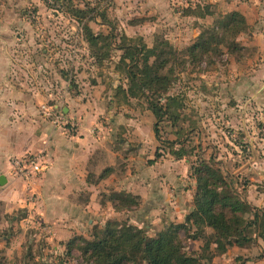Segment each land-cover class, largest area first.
Listing matches in <instances>:
<instances>
[{"label": "rangeland", "instance_id": "374dc122", "mask_svg": "<svg viewBox=\"0 0 264 264\" xmlns=\"http://www.w3.org/2000/svg\"><path fill=\"white\" fill-rule=\"evenodd\" d=\"M58 6L47 0H0V8H16L20 14L15 17L33 26L34 31L27 38L44 44L41 48H48L53 56L48 59V68L38 64L41 75L37 73L34 82L43 88L38 107L47 103L63 111L69 123L58 128L67 134H76L82 118L69 114L72 101H77L76 107L81 111L82 104L92 97L104 96L106 100L99 105L101 111L94 119V125L98 123L102 128L95 127L92 133L106 139L107 146L121 156L130 152L132 159L127 163L124 158L116 159L112 176H107L111 177L109 183L102 187L105 190L97 192L96 206L92 205L87 191L82 192L81 198L86 196L82 213L77 207L63 206L55 211L47 210V214L40 205V194L28 192L34 190L32 181L41 174L21 180L11 173L25 189L22 197L14 198L0 191L1 263L91 264L83 257L80 247L85 241L102 236L108 223L131 224L155 237L169 225L179 223L167 219L163 207L145 208L140 200L136 209L115 207L119 202L113 201L114 196L125 193L136 196L122 184L120 176H125V165L135 179L142 178L144 186L158 179L157 175L154 177L157 169L175 167L186 187L194 185L196 191L192 172L200 161L221 170L234 195L244 204L243 216L254 217L257 212L259 222L250 232L254 241L245 247L228 248L226 263L223 260L214 263L215 257L223 258L212 255L216 245L205 249L214 234L209 226L197 239L189 236L199 231L198 225H192L188 231L178 230L185 251L197 257L199 264H245L248 260H263L264 94H259L264 90L257 92L249 79L261 56L256 47L243 44L252 40L249 33L254 30V24L264 23V0H64L61 8ZM250 7L257 9V18L247 11ZM72 8L83 9L85 14L77 17ZM233 11L243 14L246 30L236 33L226 27L223 21ZM252 19L253 25H250ZM86 26L95 34L111 37L112 46L108 48L100 42L93 48L86 39ZM205 30L215 31L217 39L211 42L209 53L192 55L191 47ZM124 44L128 49L119 47ZM134 45L160 46L159 51L163 52L161 58L165 64L159 74L167 78V91L150 98L159 99L163 106L169 105L175 117H165L158 137L154 130L157 117L150 109L147 95L133 97L128 93L132 85L128 68L134 65L133 70L137 72L133 62L144 57L131 50ZM61 52H64V61L59 57ZM154 61L155 57L150 58V63ZM96 85L100 86L97 91H89L88 87ZM169 97L175 100L172 104ZM40 112L45 115L41 109ZM40 151L45 152L50 165L46 150L28 153ZM156 152L162 157L150 163L152 158H148L154 159ZM89 165L91 173L96 170L94 156ZM113 179L115 185H112ZM190 197L189 193L187 200ZM239 251L245 252L244 255H237ZM238 256L240 260L236 259Z\"/></svg>", "mask_w": 264, "mask_h": 264}, {"label": "crops", "instance_id": "0c3cea01", "mask_svg": "<svg viewBox=\"0 0 264 264\" xmlns=\"http://www.w3.org/2000/svg\"><path fill=\"white\" fill-rule=\"evenodd\" d=\"M248 10L251 11L252 17L257 18L255 7ZM18 14L20 13L16 8H0V176L6 178V183L0 186V191L12 198L22 197L24 194V184L11 175L10 156L46 150L50 165L39 179L32 181L34 190L29 189L28 192L35 191L40 194V205L45 208L47 214L49 213L47 210L63 206L77 207L82 213L83 199H86L85 194L81 198L82 192L87 191L92 205L96 206L97 192L105 190L102 187L109 183L107 181L111 177L107 176H112L116 159L124 158V163H127L132 156L130 152L121 156L112 151L107 146L106 139L92 133L93 128H102L98 123L94 125V119L101 111L99 105L106 100L104 96L92 97L87 103L82 104L81 111L76 107L77 101H72L68 109L69 114L80 115L82 118V124L76 134L63 132L41 114L38 102L43 99L41 96L43 88L38 87L34 79L37 73L41 75L38 64L43 63L48 68V59H53V56L48 52V48H41L44 44L27 38L33 33V26L27 22H20L21 18L15 17ZM253 21L250 20V25H253ZM254 25V30L249 33L252 40L243 45H253L257 48V54L261 56L255 63L253 72L249 73L251 84L257 88V92H261L264 90V23L256 22ZM61 53L59 57L64 61V52ZM43 70L46 71L44 68ZM99 87L96 85L88 88L89 91L92 89L97 91ZM261 94L264 92L259 95ZM94 107H97V110H94ZM93 156L97 161V167L91 173L89 164ZM151 158L153 159V157L148 159ZM125 168L126 177L123 174L120 176L123 177L122 184L127 192L139 197L144 203L143 207H163L162 211H167V219L177 223H181L185 215L192 210L195 186L186 187L183 176L175 172V167L157 169L154 177L157 175L158 179L145 186L142 178V182L135 179L126 165ZM89 176L92 177L90 180ZM112 182H110L112 185L116 184L114 179ZM189 193L191 197L187 200ZM153 202L158 204L153 205ZM244 253L239 251L237 255ZM222 256L223 258L215 257L214 263L220 260L228 262L229 256L226 253ZM245 264H264V259L248 260Z\"/></svg>", "mask_w": 264, "mask_h": 264}, {"label": "trees", "instance_id": "16d2710c", "mask_svg": "<svg viewBox=\"0 0 264 264\" xmlns=\"http://www.w3.org/2000/svg\"><path fill=\"white\" fill-rule=\"evenodd\" d=\"M63 1L55 0V4L61 8ZM72 11L77 17L85 14V10L80 8H72ZM223 22L226 27L234 29L236 33L247 28L243 14L238 11L228 14ZM87 30L88 38L86 39L93 48L100 42L105 47L112 46L111 37L95 34L90 28L88 29V26L85 31ZM216 39L215 31H203L198 41L191 47V54L209 53L210 44ZM163 44L168 45V42ZM233 44L235 47L238 46L234 42ZM119 47L128 49L127 44ZM159 49L160 46L150 48L134 45L131 50H136L137 55H144V57L138 60L135 58L133 62L135 68H138L137 72L133 70L134 65L128 68V77L132 84L128 93L133 97L147 95L150 109L157 117L154 129L157 137L160 123L165 120V117L166 119L175 117L169 105L163 106L159 99L150 98L163 90L167 91L168 87L167 78L159 74L165 64L161 58L163 52ZM152 57H155V61L150 63ZM138 65L142 66L139 68ZM169 99L173 100L171 104L175 101L173 97ZM161 157L162 154L156 152L155 158L150 160V163H154ZM192 175L196 182L193 208L182 223L169 225L155 237L149 236L145 230L131 224L108 223L102 236H96L93 241H85L84 246L80 247L83 257L91 264H199V259L187 254L178 238L180 228L188 231L192 225H198L200 229L193 236H189L191 239H197L199 233L203 234L206 226L213 229L212 239H209L205 247L209 249L211 244L216 245L212 255H223L231 246L245 247L252 243L254 237L250 232L259 222L260 215L255 212L254 217L243 216L246 211L244 204L234 195L221 170L208 162L200 161L198 166L193 167ZM114 200L119 202L115 204L116 208L131 210V208L139 207V198L128 193L114 196ZM262 226L264 227V222ZM212 258H209V261ZM236 259L241 258L238 256ZM0 264H2L1 261Z\"/></svg>", "mask_w": 264, "mask_h": 264}, {"label": "built area", "instance_id": "2783aa9c", "mask_svg": "<svg viewBox=\"0 0 264 264\" xmlns=\"http://www.w3.org/2000/svg\"><path fill=\"white\" fill-rule=\"evenodd\" d=\"M51 5L55 0H47ZM40 109L45 116H47L56 127L68 125L65 113L59 111L55 106L47 103H42ZM11 173L15 178L21 180H28L35 178L45 172L48 167V161L44 151L39 153H27L21 156H13L10 160Z\"/></svg>", "mask_w": 264, "mask_h": 264}, {"label": "water", "instance_id": "95a60500", "mask_svg": "<svg viewBox=\"0 0 264 264\" xmlns=\"http://www.w3.org/2000/svg\"><path fill=\"white\" fill-rule=\"evenodd\" d=\"M56 109H57V107H56ZM5 183H6V178H5V176L1 175L0 176V185H3Z\"/></svg>", "mask_w": 264, "mask_h": 264}]
</instances>
